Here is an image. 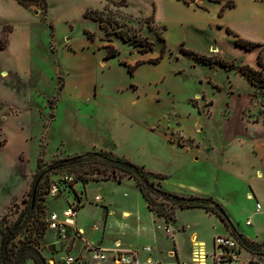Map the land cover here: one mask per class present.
Segmentation results:
<instances>
[{"label":"rangeland","instance_id":"obj_1","mask_svg":"<svg viewBox=\"0 0 264 264\" xmlns=\"http://www.w3.org/2000/svg\"><path fill=\"white\" fill-rule=\"evenodd\" d=\"M29 2L24 7L32 11L27 14L10 0H0V29L11 27L7 46L0 47V125L6 127V133L0 129V175H9L7 183L41 174L43 215L50 199L47 185L55 172L65 169L77 175L100 166L60 167L59 159L89 151L113 152L166 175L163 180L154 178L164 190L213 195L229 218L231 214L256 237L249 239L263 242L264 220L253 216L256 202L250 192L246 194L249 200L245 197L246 184L222 165V148L241 137V161L235 165L250 170L260 163L251 149L256 140H264V126L254 128L246 121L263 116L264 88L251 86L239 67L248 63L260 68L258 55L264 51V42L244 34L264 33V0ZM231 2L233 7L228 6ZM87 11L99 20L86 16ZM8 18L11 24H3ZM228 28L263 47L249 50L238 45ZM29 30L31 59L17 63L26 44L23 35ZM144 46L147 52L141 51ZM112 47L117 54L107 56ZM3 68L6 75L1 73ZM7 111L12 116L4 120ZM99 174L96 169L93 177ZM78 189L85 190L87 205L80 211V223L93 241H99L108 216L105 212L104 223L98 226L99 204L88 199L99 193L111 198L117 216L126 207L134 212L129 221L139 218L145 225L155 221L163 227L164 217H153L129 176L122 181L91 178L87 183L80 181ZM25 205L24 201L13 205L10 218L19 217ZM175 218L176 222L202 223L208 264H218L211 256L214 234L223 230L216 218L178 209ZM37 224L32 218L21 237L35 234ZM118 237L124 240L123 247L118 243L121 249L137 241L128 231L121 234L114 229L104 244L111 245ZM63 243L44 229L39 247L48 263L50 258L60 262L57 252ZM171 243L170 237L161 234L153 256L162 254L166 264H177L165 257ZM256 262H264V247L257 254L242 249L238 261L226 264ZM103 264H111L110 257Z\"/></svg>","mask_w":264,"mask_h":264},{"label":"crops","instance_id":"obj_2","mask_svg":"<svg viewBox=\"0 0 264 264\" xmlns=\"http://www.w3.org/2000/svg\"><path fill=\"white\" fill-rule=\"evenodd\" d=\"M10 2L17 10L21 12H27V14H29L32 11L31 8L24 7V5L19 3L17 0H10ZM27 20L28 19L26 18L25 21ZM11 21L12 19L8 18L6 19V21L3 22V24H11ZM3 27L2 29H0V34L3 32ZM29 35H31L30 30L27 31V33L23 35V38L26 44H23L24 49L22 53L19 56H17V59H18L17 63H23V62L28 63L31 59V43H30ZM244 36L251 40L264 42V33H260V34H249L248 33V34H244ZM1 73H5L4 75H6L7 70L3 68L1 70ZM249 83L251 84V86H254L250 81ZM261 106H262V103H261ZM7 114L8 115H5V114L3 115L4 120H7V117L12 116L10 115L11 113L8 111H7ZM246 122L247 124L254 126V128L264 126V114L262 117H256L254 120L246 121ZM0 129L3 130L4 133H6L4 130L6 129V127L0 125ZM233 139L232 141H229L226 144V146H223L222 148V158H223L222 165L228 171L234 172V173H228L229 175H232L234 179L246 184L247 189L245 191V197L247 198L246 194L250 192L256 204L260 203L261 205V209L259 211H256L255 209V211L253 212V216L258 214L261 217V219L264 220V140H261V141L256 140L251 149V151H253L257 156H259L260 163L258 165L252 166L250 170H246V169H243V167L239 164L235 165L236 162L241 161V146L244 145V142L241 140V137H238L236 140H233ZM6 143L3 145V148L1 149H4L7 146ZM182 148H185L184 145ZM8 176L9 175L7 173L4 175L3 174L0 175V185L2 184L1 186H3V188H1L0 190L1 191L0 193L1 194L0 195V219H3L5 217V215L8 213V211L11 209L13 205L23 200L28 190L31 188V185L34 179V173H33V175H30L29 178L26 179L25 181H21V180L18 181L16 179L15 181L10 182L12 183L10 184V183H7L9 182L7 181ZM178 193L200 194V193H196L193 190H190L189 192H178ZM200 195H203V194H200ZM208 196H213V195H208ZM89 200L90 201L93 200V197L91 198L89 197L88 201ZM46 203H47L46 208L48 212L52 210L61 211L66 206V203L63 199L50 198L49 200H46ZM84 205L82 206V208H85L87 206V205L86 206ZM88 207L93 208L90 206ZM97 208L98 210L101 211L98 226L104 223L103 219H104L105 212L108 213L105 230L101 231L99 229L101 232L100 239H98L99 241L96 242L90 239L87 234L89 233V231L87 230V227H85L84 224L80 223V211H81L80 209L78 213L77 223H78L80 230L83 231V235L82 237L70 238L69 240L64 241L65 243L60 245L59 248L61 250H59L57 254L59 255L61 259L64 258L65 252L67 250L70 251L71 253L75 252V254H82L88 257L89 253L87 249L85 248L86 243H92L96 245L100 244L106 248H110L113 245L118 246V243H119L121 247H123L124 240L123 238H120V237L116 238V240H114V242L111 245L104 244L106 236L108 234H111V232H113L114 229H116L117 233H121V234H123V232L125 231H128L132 237H136L137 239L136 242L130 243L128 246L124 247L123 249L143 248L144 246H151L153 248L151 253L141 252L140 256L142 260H145L147 258H152L154 260H158L162 262L163 264H166L162 254L153 256V253L156 250V246L154 245V243L160 240L161 234H163V236H166L167 238L170 237L171 242H172L171 247H169L165 252V257L175 260L177 264H179V262H182V261H189V262L195 261V259L199 255V250L201 248L202 243L204 244L205 250L208 253L207 248H206L207 241L203 238L204 236L203 230H205V227L202 228L203 225L200 222L182 223L179 221L177 222L175 221L173 224H170L169 226H167L165 223V218H163L164 219L163 227L162 229H160L159 226L157 227V225L155 224V221L153 224H150V225L149 224L145 225L141 223V220H139V218L137 222L129 221V219L132 216H134V212L129 208L123 207L121 208L120 216H117L114 208L111 206L110 197L109 198L106 197L104 204L103 205L99 204V207ZM178 211H199V212H203V214H205L207 217L213 216L214 218H216L217 224L223 228L222 231L215 233L214 237L218 234L234 236L232 228L228 227L225 224V222L214 212L207 211L203 208H178ZM229 216H230L231 222L236 227V230L238 232L243 233L244 235L250 238L252 237L256 238L254 234H251L249 231L242 229L240 225L236 222V220L231 216V214H229ZM153 217L155 218V214L153 215ZM160 230H163L162 231L163 233ZM51 233L56 235L53 231H50V234ZM144 236L146 237V240L142 241V237ZM214 237L212 239L213 248L211 250V256L214 250V244H213ZM186 250L190 251L188 255H186ZM212 261L213 263L215 262L213 258H212ZM232 262H236V261H232ZM232 262L231 261L229 262L221 261V262H218V264H226V263H232ZM110 263L113 264L111 261V258H110ZM26 264H35V262L31 259ZM87 264H89V262ZM206 264H208L207 256H206Z\"/></svg>","mask_w":264,"mask_h":264},{"label":"trees","instance_id":"obj_3","mask_svg":"<svg viewBox=\"0 0 264 264\" xmlns=\"http://www.w3.org/2000/svg\"><path fill=\"white\" fill-rule=\"evenodd\" d=\"M17 1L24 6H29V1L37 0ZM184 1L190 2L193 0ZM234 5L235 4L233 2L228 3V6L230 7H233ZM90 11L86 12V16L99 20L95 15L90 16ZM227 30L230 34L234 35L236 43L246 49L250 50L256 47H263V44L240 37L230 28ZM10 31L11 27L6 25L2 33L5 39L3 41L0 39L1 48L7 46ZM124 39L127 40L128 37L124 36ZM137 44L144 45L141 42ZM141 51L147 52L148 47L144 46ZM116 54L117 50L112 47L110 48L107 56H114ZM196 55L201 58H205L204 55ZM153 61H158V59H153ZM258 63L260 68H255L248 63H244L239 67V71L245 75L256 88L259 89L264 88L263 50L259 52ZM221 64L227 63L225 61H221ZM261 102L263 106V100ZM89 164H99L100 166L98 168H93L94 171L92 173H88V170L86 169L81 171V174H77L81 181L87 183L91 178H116L118 181H122L125 176H129L136 181L141 194L147 201L148 208L155 215L164 217L167 226L176 221L175 212L178 208H203L207 211L216 213L228 227L232 228L234 236L239 240L243 249H246L250 253L257 254L260 253L261 248L264 247V241L257 242L251 240L243 233L238 232L230 218L225 213L222 204L213 196H204L195 193L183 194L164 190L156 185L154 178L163 180L166 175L147 170L143 165L135 164L123 156L108 151H89L73 157L59 159L57 161V165L60 167H72L74 165L84 166ZM96 169L102 174L93 177ZM42 178L41 174L34 175L31 188L22 200L26 203V205L19 217L11 219L8 211L5 217L0 219V264H26L31 259L35 262V264H49L48 259H46L44 253L39 247L40 237L44 233V229L47 228V223L45 221L46 213L41 215V213L44 212L40 203L42 200L40 191ZM32 218L38 221V224L35 227L36 233L21 237V234ZM40 228H42V231H40Z\"/></svg>","mask_w":264,"mask_h":264},{"label":"built area","instance_id":"obj_4","mask_svg":"<svg viewBox=\"0 0 264 264\" xmlns=\"http://www.w3.org/2000/svg\"><path fill=\"white\" fill-rule=\"evenodd\" d=\"M80 181L75 173L62 169L59 172H55L54 177L51 178L47 185V196L53 199H63L66 203L65 208L61 211L52 210L45 215L48 230L53 231L61 241L82 237L83 235V231L80 230L77 223L78 213L84 205L83 195L85 194V190L78 189ZM93 201L103 205L105 197L100 193L95 194ZM260 209L261 205L257 203L256 211ZM247 224H250V220H247ZM213 244L212 258L214 261L218 260V262L237 261L243 249L239 240L232 235L218 234L214 237ZM85 248L89 253L88 257L82 254H73L67 250L60 262L54 258H50L49 264H87V260L89 264H103L109 257L113 264H163L152 258L141 259V252H152L153 248L151 246L132 249H121L119 246H116L113 251H110V249L103 245L86 243ZM206 256H208L207 252ZM195 263L200 264L196 259L190 263L187 261L179 262V264ZM255 264H264V262H256Z\"/></svg>","mask_w":264,"mask_h":264},{"label":"bare ground","instance_id":"obj_5","mask_svg":"<svg viewBox=\"0 0 264 264\" xmlns=\"http://www.w3.org/2000/svg\"><path fill=\"white\" fill-rule=\"evenodd\" d=\"M196 260L199 261L201 264H206V250H205L203 243L201 244V248L199 250V255L196 258Z\"/></svg>","mask_w":264,"mask_h":264}]
</instances>
